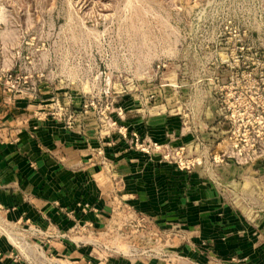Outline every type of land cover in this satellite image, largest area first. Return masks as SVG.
I'll return each instance as SVG.
<instances>
[{"label":"rangeland","instance_id":"374dc122","mask_svg":"<svg viewBox=\"0 0 264 264\" xmlns=\"http://www.w3.org/2000/svg\"><path fill=\"white\" fill-rule=\"evenodd\" d=\"M24 101L32 130L49 118L91 125L109 139L108 160L154 143L126 112L172 114L260 156L264 0H0V116ZM106 233L108 250L95 248L120 252L118 232Z\"/></svg>","mask_w":264,"mask_h":264},{"label":"crops","instance_id":"0c3cea01","mask_svg":"<svg viewBox=\"0 0 264 264\" xmlns=\"http://www.w3.org/2000/svg\"><path fill=\"white\" fill-rule=\"evenodd\" d=\"M29 115L24 101L0 116V217L67 233V213L75 212L95 226L94 239L108 246L105 233L125 217L115 212L121 206L145 219L135 248L153 246L169 256L134 257L124 253L127 243L118 245L122 253L98 251L76 237L75 243L59 239L46 245L61 264H264V150L242 158L233 145L180 123V117L126 112L131 132L180 151L183 166L155 152L127 149L108 160L109 139L91 125L68 127L49 118L32 130ZM13 251L0 235V264H25L14 262ZM176 255L184 262H175Z\"/></svg>","mask_w":264,"mask_h":264},{"label":"built area","instance_id":"2783aa9c","mask_svg":"<svg viewBox=\"0 0 264 264\" xmlns=\"http://www.w3.org/2000/svg\"><path fill=\"white\" fill-rule=\"evenodd\" d=\"M136 142L138 143V136L135 135ZM164 146H160L157 143H150L148 147H145L142 149V151H145L147 153L155 151H160V149ZM166 148V147H164ZM254 148V145L251 146L250 151ZM254 152V150H253ZM180 151L173 152L167 151L164 152L163 159L165 161H171L169 157L173 160L179 159L175 158L180 155ZM171 155V156H170ZM178 163H180V166H183L182 159L178 160ZM84 212L89 209L88 206L81 207ZM115 212L123 213L125 217L122 220V224L118 225L116 224V229H113L118 232L117 239L115 242H117L118 245L120 244H129V254L134 257L139 258H147V259H153L155 257H159L163 260H168L169 256L166 255L164 250L161 248L158 250L162 253L155 252L157 251L156 248L153 246L144 249L139 250L135 248L138 240H139V234L138 231L142 230L144 228V220L143 218H136L135 214L130 211L128 208H123L121 206H118L115 209ZM118 214V213H117ZM68 219L72 222V227L67 233H61L59 231H53V230H43L40 227L30 223V222H15L11 223L5 220L4 218L0 217V235L4 236L7 241L11 244L13 248L12 253V259L15 263L24 262L25 264H61L60 259L53 256L49 252H47L46 245H49L54 240H68L70 242L75 243L76 237H81L82 239H85L84 241L77 242L78 244H92L95 247H105V250H108V246H101L97 240L94 239V234L96 232V228L94 225L88 223H82L80 220H78L77 215L75 212H69L67 213ZM111 232V231H107ZM132 233L134 235V238L130 241H128V234ZM107 234V233H105ZM93 239V240H92ZM93 242H92V241ZM147 244L150 245V241L147 242ZM116 250V252L113 253H122ZM172 257V256H171ZM3 258L1 252H0V261ZM175 262L182 263L184 262V258L180 255L173 256Z\"/></svg>","mask_w":264,"mask_h":264}]
</instances>
